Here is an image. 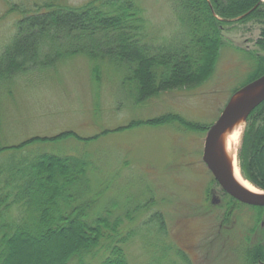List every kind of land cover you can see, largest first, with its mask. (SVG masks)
I'll use <instances>...</instances> for the list:
<instances>
[{"label": "trees", "instance_id": "trees-1", "mask_svg": "<svg viewBox=\"0 0 264 264\" xmlns=\"http://www.w3.org/2000/svg\"><path fill=\"white\" fill-rule=\"evenodd\" d=\"M47 2L34 11H24L15 22L12 40L0 53V93L12 90L17 79L55 70L81 55L89 61L96 83L102 70L123 68V85L134 92L135 102L143 104L164 92L206 82L226 44L225 35L233 31L249 45L237 50L251 68L234 93L264 75L262 0H168L182 36L156 44L139 0H89L78 7ZM257 25L263 37L255 40L257 50H249ZM173 124L202 134L210 127L178 114H164L121 129ZM100 135L87 138L62 132L0 148V152H23L19 163L0 166V264H129L123 246L137 233L130 230L123 235L121 228L124 221L131 222L140 213L148 215L142 227L154 228L160 238L165 236L162 215L148 214L151 200L125 210L123 218L112 210L95 214L102 190L96 188L93 176L100 175L87 157L32 149L35 144L68 139L90 142ZM237 159L242 177L264 191V101L245 119ZM106 197V192L101 195V199ZM254 208L258 213L252 227L245 230L241 225L244 231L224 238L225 245L237 242L231 249L241 264H264V207ZM175 257L176 264H193L181 249Z\"/></svg>", "mask_w": 264, "mask_h": 264}, {"label": "rangeland", "instance_id": "rangeland-1", "mask_svg": "<svg viewBox=\"0 0 264 264\" xmlns=\"http://www.w3.org/2000/svg\"><path fill=\"white\" fill-rule=\"evenodd\" d=\"M56 1L59 6L78 7L89 0ZM45 3L49 2L0 0V53L11 42L20 14ZM139 5L155 44L163 39H181L168 0H139ZM260 27L257 25L251 34L249 50H257L255 40L263 37ZM225 40L215 71L206 82L164 92L143 104L135 102L134 92L123 85V68L102 70L96 83L89 61L81 55L71 57L55 70L17 79L12 90L0 93V148L26 138L62 132L71 131L87 138L103 134L90 142L68 139L56 144H35L32 149L52 154L72 152L88 158L100 175L94 174L93 182L102 190L95 214L112 210L123 218L125 210L132 211L151 200L148 214L159 212L167 232L160 238L154 228L142 227L148 218L144 213L131 222L124 221L123 235L130 230L137 233L123 246L129 264H176L175 252L180 249L193 264H241L240 257L231 249L236 248L237 242L225 245L228 230L224 226L232 228L229 233L248 230L258 210L238 208L233 211L235 220L229 218L226 223L227 213L223 210L209 206L205 213L201 206L197 209L198 205L192 203L210 193L208 187L220 192L202 162L207 131L192 133L176 124L121 129L164 114H178L188 121L213 125L251 69L237 50L248 48L245 40L236 31L225 35ZM0 155L1 166L19 163L23 152L2 151ZM105 192L107 197L101 199Z\"/></svg>", "mask_w": 264, "mask_h": 264}, {"label": "water", "instance_id": "water-1", "mask_svg": "<svg viewBox=\"0 0 264 264\" xmlns=\"http://www.w3.org/2000/svg\"><path fill=\"white\" fill-rule=\"evenodd\" d=\"M255 90H257L256 93L250 96ZM263 101L264 75L234 93L219 118L208 128L202 152V162L222 190L232 198L256 207H264V191L256 188L257 192H250L235 181L225 158L220 138L225 130L237 121L240 119L245 121L248 114Z\"/></svg>", "mask_w": 264, "mask_h": 264}, {"label": "bare ground", "instance_id": "bare-ground-1", "mask_svg": "<svg viewBox=\"0 0 264 264\" xmlns=\"http://www.w3.org/2000/svg\"><path fill=\"white\" fill-rule=\"evenodd\" d=\"M257 90L253 91L250 96L254 95ZM236 97V96H235ZM233 98V100L235 99ZM244 131V120L240 119L231 127L225 130L220 138V143L223 148L225 158L230 166L231 173L235 181L244 189L250 192H257L258 190L251 186L247 181H245L240 173L238 165V151L240 148V143Z\"/></svg>", "mask_w": 264, "mask_h": 264}, {"label": "flooded vegetation", "instance_id": "flooded-vegetation-1", "mask_svg": "<svg viewBox=\"0 0 264 264\" xmlns=\"http://www.w3.org/2000/svg\"><path fill=\"white\" fill-rule=\"evenodd\" d=\"M210 173V172H209ZM211 174V173H210ZM212 176V175H211ZM213 178V176H212ZM213 182H214V186L216 189H218V191H220L219 193H216L214 189H210V187H208V192L210 191V193H207V195L205 197L199 198L194 200L193 202L195 205H198L197 209L200 208V206L203 208V211L206 213L207 210H209V208L211 206L218 208L220 210H223L226 214L224 221L227 223L226 219L229 217L232 219L233 216V211H238L239 209H241L242 207H252L254 208V206L242 203L234 198H232L231 196H229L228 194H226L222 188L219 186V184L215 181V179L213 178ZM219 194V195H218ZM195 198V197H194ZM210 206V207H209ZM239 208V209H238ZM202 212V211H201ZM200 212V213H201ZM203 213V212H202ZM201 213V214H202ZM232 220H235V218L233 217ZM229 222V221H228ZM261 225H263V223H261ZM233 227V225H232ZM224 228L228 231H226L227 234H225V236L228 235V233L230 232V230L232 229L230 226H224ZM230 229V230H229ZM257 264H263L260 261H258Z\"/></svg>", "mask_w": 264, "mask_h": 264}]
</instances>
